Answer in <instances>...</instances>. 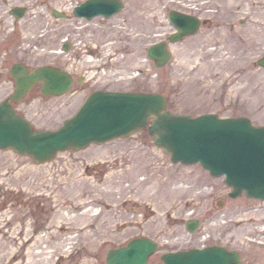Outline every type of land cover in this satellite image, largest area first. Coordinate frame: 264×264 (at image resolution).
I'll list each match as a JSON object with an SVG mask.
<instances>
[{
    "label": "rangeland",
    "instance_id": "obj_1",
    "mask_svg": "<svg viewBox=\"0 0 264 264\" xmlns=\"http://www.w3.org/2000/svg\"><path fill=\"white\" fill-rule=\"evenodd\" d=\"M83 1L0 0V101L14 91L15 62L75 75L64 95L45 96L36 86L14 103L36 129H57L95 89L160 92L172 112L246 115L264 124V69L255 64L264 54V0H122L109 18L52 14L72 15ZM15 5L28 8L19 20L10 13ZM173 9L199 17L200 29L170 43L172 58L158 67L147 50L174 29ZM117 27L127 33L113 37ZM67 40L72 46L62 52ZM176 186L192 188L173 197ZM230 190L224 176L200 163L173 162L148 128L43 163L0 149V264H107L108 249L140 236L159 245L148 264L204 244H224L244 264H264V201ZM190 219L200 220L194 232Z\"/></svg>",
    "mask_w": 264,
    "mask_h": 264
},
{
    "label": "water",
    "instance_id": "obj_2",
    "mask_svg": "<svg viewBox=\"0 0 264 264\" xmlns=\"http://www.w3.org/2000/svg\"><path fill=\"white\" fill-rule=\"evenodd\" d=\"M123 7L121 0H87L74 9L77 16L92 18L98 14L110 16ZM23 8L15 9L17 16ZM57 17L66 13L53 10ZM170 18L180 32L169 40H182L197 32L199 19L172 11ZM69 49V45L65 46ZM148 56L157 66L165 65L171 58L166 42L155 43L148 49ZM264 65V57L259 60ZM16 90L12 99L23 98L28 90L43 80L45 94H62L69 90L72 77L52 66H41L31 72L24 64L15 63L11 68ZM154 117L149 129L156 144L171 153L174 162L201 161L213 175L227 174L233 186L231 195L236 197L243 190L249 196L264 199V126L256 127L250 119H223L217 115L193 118L167 110L165 97L158 93L96 91L80 111L66 120L57 130H34L31 124L17 115L8 100L0 103V148H13L20 154L30 155L36 162L55 156L58 150L81 149L91 142L103 143L120 136H128L144 128ZM198 221H189L195 230ZM157 243L139 237L126 246L109 249L108 264H147ZM165 264H241L239 254L221 246L168 252L163 255Z\"/></svg>",
    "mask_w": 264,
    "mask_h": 264
},
{
    "label": "bare ground",
    "instance_id": "obj_3",
    "mask_svg": "<svg viewBox=\"0 0 264 264\" xmlns=\"http://www.w3.org/2000/svg\"><path fill=\"white\" fill-rule=\"evenodd\" d=\"M221 10V9H220ZM127 33V29L125 28V27H117V28H115L113 31H112V36L113 37H116L117 36V34L118 33ZM125 35V34H124ZM114 45V44H113ZM117 48H120V47H117ZM220 49H218V51H216V53L217 52H219V54H220V51H219ZM218 54V57L220 58V60H221V64L223 63V62H226L225 60H224V58H222V57H220V55ZM228 61V60H227ZM137 167H139V164L137 165H135V169L132 171V177L131 178H133V179H136L137 178V175H138V173L140 172V169H139V171L137 170L138 168ZM169 181H170V179L168 178L167 180H165L164 182H166V183H169ZM145 181L143 180V181H138L137 182V184H142V183H144ZM84 185V184H83ZM197 185V184H196ZM81 188V189H80ZM83 188V189H82ZM192 187H185V186H176L175 187V189L172 191V194H171V196H177L178 194H181V193H183V192H185V191H188V190H190ZM88 188H86L85 186L84 187H77V191L76 192H78L77 194H78V196L79 197H81V195H83V194H85V190H87ZM119 190H121L122 192H124L125 190H126V187H122V185L120 184L119 185ZM114 194V192L113 191H109V194ZM94 200V199H93ZM62 214V213H61ZM62 215H64V214H62ZM92 215H97V214H92Z\"/></svg>",
    "mask_w": 264,
    "mask_h": 264
}]
</instances>
